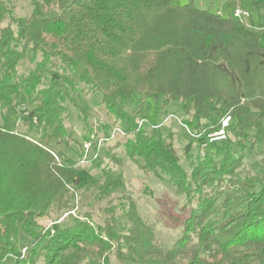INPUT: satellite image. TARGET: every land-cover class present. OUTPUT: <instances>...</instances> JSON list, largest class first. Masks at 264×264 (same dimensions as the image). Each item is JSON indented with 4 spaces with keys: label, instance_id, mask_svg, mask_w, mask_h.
<instances>
[{
    "label": "trees",
    "instance_id": "1",
    "mask_svg": "<svg viewBox=\"0 0 264 264\" xmlns=\"http://www.w3.org/2000/svg\"><path fill=\"white\" fill-rule=\"evenodd\" d=\"M55 5V13L40 19L16 17L0 3V22L8 19L0 33V110L17 114L25 97L26 117L18 119L44 131L43 141L34 142L0 127V264L100 263L110 254L118 261L129 255L134 264H264V183L255 189L258 181L237 171L246 150L264 140V39L192 0ZM25 61L34 67L22 76ZM96 93L120 123L135 100L133 115L146 121L149 99L180 103L181 123L197 136L188 148L207 145L205 135L231 118L227 140L208 144L220 146L204 151L189 175L167 137L126 124V154L146 174L166 177L190 206L170 248L158 243L133 202L123 212L122 233L113 215L102 226L86 216L67 227L39 224L50 213L68 212L73 193L89 180L69 161L56 162L49 149L66 136L67 103L84 114L75 97ZM213 115L219 119L210 124Z\"/></svg>",
    "mask_w": 264,
    "mask_h": 264
},
{
    "label": "rangeland",
    "instance_id": "2",
    "mask_svg": "<svg viewBox=\"0 0 264 264\" xmlns=\"http://www.w3.org/2000/svg\"><path fill=\"white\" fill-rule=\"evenodd\" d=\"M190 0H172L175 6H183ZM257 8L245 6L256 19L261 17L264 24V4L261 0H254ZM0 3L7 9H12L16 17H28L34 14L36 17L49 18L57 11L55 0H0ZM196 7L203 10L216 11L215 5H211L210 0H193ZM254 8V9H253ZM8 25V19L0 22L1 30ZM264 39V34L259 33ZM34 67L28 61L23 62L18 68V74L25 76ZM25 97L18 102V115L12 110H0V127H6L18 134L26 136L34 142H41L44 138V131L38 128L33 120L23 123L18 117H26L21 114L24 109ZM75 102L84 109V114L80 113L68 105V119L64 122L66 136L61 142H55L49 152L58 163L70 162L75 168L86 177H89L87 184L78 188L73 193L71 208L65 213H50L39 220V224L45 228L56 222L61 227L72 224L74 217L86 216L94 226L104 225L105 220L110 216L116 219L117 231L122 233L128 228L123 212L129 203L136 205V211L143 221L154 229V234L158 243L166 248H170L180 237L182 230V220L189 216L190 206L184 196L177 194L175 189L165 177L158 180L152 174H146L131 159L125 150L127 137L126 124L140 120V117L133 115L132 111L138 108V101L132 102V108L128 110L127 123L115 121L108 115L101 106V95L96 93L92 96L77 95ZM150 107L147 111L148 121L145 127L150 134L164 136L168 138L179 165L190 174L195 164L203 158L204 151L214 153L220 145H204L199 148L196 144L190 145L193 132L191 128L181 123L183 112L180 103L170 102L163 106V99L155 103L149 99ZM218 116H212L208 121L214 124L218 121ZM156 126L157 129H153ZM118 127L125 134H115L108 142L101 144L102 148L95 153V159H83L82 145L91 143L92 148L89 153L94 155L93 145L97 138H108L111 131ZM153 132V133H152ZM130 137V136H129ZM229 139L233 141L230 149L234 148L235 138L233 133H229ZM241 178H253L258 181L255 189H259L264 183V140L258 141L255 150H246V158L243 165L237 170ZM72 193V190H70ZM24 255V250L21 252ZM86 264H134L131 257L126 255L122 261H118L114 255L106 256L103 262L97 263L88 260Z\"/></svg>",
    "mask_w": 264,
    "mask_h": 264
},
{
    "label": "built area",
    "instance_id": "3",
    "mask_svg": "<svg viewBox=\"0 0 264 264\" xmlns=\"http://www.w3.org/2000/svg\"><path fill=\"white\" fill-rule=\"evenodd\" d=\"M261 1L264 4V0H261ZM216 16L222 17L220 13H217ZM227 17L235 21H238L239 23H242L247 29L255 33H261V34L264 33V24L261 22V17H258L257 19L256 17L254 18L252 13L249 12V10L244 9L241 6H236L234 9H232V11L228 14ZM230 122H231V118L229 115L222 117L219 120V127L216 130L211 131L205 135L206 144H218V143L225 142L228 138L227 129L230 125ZM136 125L138 128L143 127L146 125V120L140 119L137 121ZM153 129H157V127L154 126ZM123 132L124 131H121V129L116 127L111 131L108 138L106 139L97 138V140L95 141V144L93 145L94 155L92 156L89 153L90 149L92 148L91 143L88 142V143L83 144L82 145L83 159L80 162H86L88 159L89 160L95 159L96 157L95 153H97L102 148L101 146L102 143L108 142V140L112 138L115 134H118V133L125 134ZM188 134H192V137H197L190 131H188Z\"/></svg>",
    "mask_w": 264,
    "mask_h": 264
},
{
    "label": "crops",
    "instance_id": "4",
    "mask_svg": "<svg viewBox=\"0 0 264 264\" xmlns=\"http://www.w3.org/2000/svg\"><path fill=\"white\" fill-rule=\"evenodd\" d=\"M210 2H211V5L209 6L212 7V5H215L216 11L215 12H211L210 10L208 11H210L211 13L215 15H217V13H220L222 17H226L232 11V9H234L236 6H241L243 8L245 6L246 7L250 6V8L254 6L255 8L258 7L254 0H210Z\"/></svg>",
    "mask_w": 264,
    "mask_h": 264
}]
</instances>
